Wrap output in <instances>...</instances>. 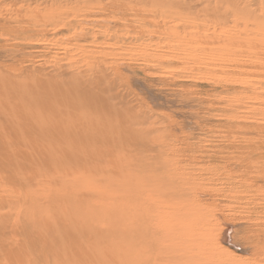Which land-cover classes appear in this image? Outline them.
I'll use <instances>...</instances> for the list:
<instances>
[{"label":"rangeland","instance_id":"obj_1","mask_svg":"<svg viewBox=\"0 0 264 264\" xmlns=\"http://www.w3.org/2000/svg\"><path fill=\"white\" fill-rule=\"evenodd\" d=\"M140 1L0 0V100L8 87L52 80L50 58H64L61 48L48 49L43 61L32 53L42 46H33L37 41L52 39L53 31L35 29L48 27L51 11L70 7L80 19L87 7H104L88 20L98 34L108 32L98 51L111 54L95 59L105 67L110 119L119 123L103 136L73 141L62 163L51 162L50 149L65 147V135L54 146L50 129H0V264H133L130 208L110 210L98 185L110 179L106 172L117 180L112 166L127 170L130 154L145 144L177 175L174 184L155 186L173 198L162 211L170 233L153 228L150 206L148 263L264 264V0ZM101 19L113 20L116 38ZM154 20L159 30L149 25ZM88 45L67 53L82 59V69ZM134 132L140 134L129 138ZM105 137L123 143L98 158L92 153ZM118 179L105 198L129 201V179ZM225 224L247 239L242 249L221 245Z\"/></svg>","mask_w":264,"mask_h":264},{"label":"bare ground","instance_id":"obj_2","mask_svg":"<svg viewBox=\"0 0 264 264\" xmlns=\"http://www.w3.org/2000/svg\"><path fill=\"white\" fill-rule=\"evenodd\" d=\"M186 1L187 0H176L177 3H181L182 5H185ZM202 2H205L206 4L207 3L212 4L210 0H202ZM112 6L114 5H110L111 7L110 10H112V12L117 11L118 13L119 9L113 10L114 7ZM93 7L94 6L87 7L84 15H82V18L80 19L78 15L80 10L76 11L74 10L75 9L74 8L73 9L74 11H71L70 9L72 8L69 7L68 9L69 11L65 10V11H68V13L51 11L50 17L48 18L49 19L48 27H43V26L41 27L39 23H37L39 26L35 27V29L40 30L42 28H46L45 31H47L48 33L50 31H53L54 33L52 34V39L50 40L48 38L45 40L37 41V43L35 44H33V42H30V44H33V46H37V47H40L42 44V46L39 48L40 50L32 52L33 55H36L38 58L42 59L43 61L49 55L47 51L48 49L52 50L53 47L55 49L59 47L61 48L60 49L61 52H63L64 58L63 57L59 58L58 53H55V52L50 58L51 67L53 70L52 80L41 79L35 83L31 82L30 85L24 88L23 87H15V88L6 87L7 89H4V91H2L1 93V96L3 98H1L0 100V129H3L2 127H7V128L15 129V131H17L18 129H29L28 127H30L31 125L33 126V124H34V128L32 127V129H50L51 141L53 140L52 145L54 146L57 143V137L59 135H65L67 137V139L61 138L63 143L65 144V147H62L61 149H54L52 147L50 149V156H51L52 163H62L65 160H67V157L70 152L69 149L71 148L70 146H72L73 141L82 143L84 139L87 140V139H91L92 137L95 138V137L103 136L105 135L104 133H106L110 129H114L117 126V124H119L118 121H115L114 119H110L111 116H113L115 110L112 104L107 103L111 97L109 96V91H110L109 87L105 82V79H106L105 67L104 65H101L99 61L97 62V60L95 59L96 56L98 57V55L102 52V51H98V47H101L102 45H104L103 37L105 36V34L107 36L108 32L106 31V33H104V36L102 34H98L99 30H96V29L93 30L94 27H91V25L89 24L92 22L88 20L89 18H92L95 15L101 14L104 7L102 9H100L101 7H98V8H95V7L93 8ZM188 10L190 9L187 7H184L183 14L186 17H192L189 13H187ZM146 13H145V16H146ZM105 14L106 13H104V15ZM152 14L150 15L151 18L153 19L156 18L155 16H152ZM165 19L167 18L165 17ZM118 20L119 18L117 19V21ZM120 21L122 22L121 19ZM154 22H156V20H154ZM154 22L153 23L150 22L151 24L149 25H153V26L157 25L155 29L156 28L158 29L159 28L158 21L156 23ZM99 23L106 24L105 26L107 27L103 25L104 27H102V29H107L108 31H110V27L113 26L114 24L112 19H101ZM41 25H44V24H41ZM124 25H125V22H124ZM110 32L112 33V31ZM45 36L41 38H45ZM111 36L115 37V35L113 36V33ZM29 41H32V40H29ZM82 42L83 43L85 42V44L87 43L91 45L90 47L93 48L92 50L89 49L87 51L88 53L86 56L88 60L85 59L87 60V62H86V65L83 67L84 69H82V67L79 66L83 62L82 59L80 58L72 59L67 56V53L68 51L70 52V49H74L76 48V46L80 48ZM69 46L72 48H69ZM81 47L83 48V46ZM105 51L106 50H104V52ZM123 51L124 50L120 51V53ZM108 52L109 54H111L110 53L111 51H108ZM108 52H105V54ZM2 53L3 52L0 53V58H1ZM79 53L82 54L81 52ZM5 93L6 94L15 93V94L10 95L9 98L8 97L4 98ZM36 94H39V95L36 96ZM153 98L151 100H153ZM157 100H159V97ZM67 131L69 132V135L66 134L68 133ZM138 132L131 133L128 137L132 139L134 138V136L136 137L137 135L140 134ZM122 143H123L122 138H118V137L106 138L105 137L104 140L96 143L97 145L95 144V146L97 147L92 154L96 153L97 154L96 156L99 158L100 153L102 151L101 149L103 148L110 149L114 147H119V145H121ZM133 151L134 153H131L130 158H129L130 168L125 170V169L120 168L119 166L116 168L112 166V169H111V171H114V173H116L118 178H121L120 181H122L123 178L128 177L129 184L126 182V188H130L129 201L123 199L122 197H118V196H114L106 200L105 198L107 197L106 192L113 194V188H114L113 184L116 181L119 182L118 178L117 180L115 179L113 181V178H112L113 176L111 174L112 172L105 173L106 176L110 179L104 181V183L99 184L98 187L100 189L102 188L101 194L104 196V198H102L103 200L101 201V203L107 206L110 210L114 211V210L121 209V208H130L133 224L135 225V230L132 233V242H131V247H130L131 249H129L130 254H131V261H133V264H149L148 255H147L149 254V252L146 249L149 246L145 241V239L147 240V236L151 234L149 232L150 229L148 225V221H149L148 214L150 213L149 207L150 206H152V208L154 207L155 209L154 211L156 212L155 223H154L153 228L156 229L158 232L164 231L166 232V234L167 233L169 234L170 233L169 227L166 228L167 223L165 221V217L163 215L164 213H162V211L165 208L169 209V207L172 205L171 202L173 199L171 195H170L171 197L170 198L168 197L169 195L167 196L165 193L163 194V193L156 191L155 186L160 182H164L167 185L168 183L174 184L177 175H176V172L171 168L169 163L166 165L164 163H161V164L157 163L158 160L156 156H154L156 149L151 147L150 144L139 146L135 148ZM71 163H72V160H71ZM103 166L104 164H100L98 168L102 170ZM93 167H95V165H93ZM124 182L125 181H122V184ZM160 188L162 187H159V189ZM115 189L117 190L116 187L114 188V190ZM181 203L185 206L190 204L189 202L186 201L185 198L184 199L182 198ZM192 205L196 206L194 202H192ZM224 226L225 228H224V231L222 232L223 234H221L222 235L221 239H219L221 241V245L228 243L227 247L233 251L242 249V245L245 244L244 241H247V239L241 240L239 237L236 238V236L238 235L237 234L238 232L236 233L233 232L234 230L233 228L231 231L230 229L231 226L229 227V225L227 224H225ZM151 246L150 248L152 249ZM159 250L160 249L157 250L158 252V255L156 258L157 261L161 260V257H162L161 252ZM260 255L261 253L259 254L258 257H261ZM165 264H173V262L171 259H166Z\"/></svg>","mask_w":264,"mask_h":264}]
</instances>
